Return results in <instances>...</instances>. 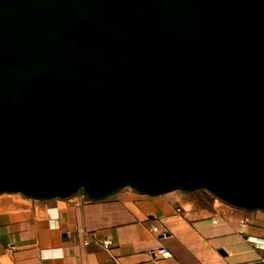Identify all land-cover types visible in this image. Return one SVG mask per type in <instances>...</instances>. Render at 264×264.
<instances>
[{
    "label": "water",
    "instance_id": "water-1",
    "mask_svg": "<svg viewBox=\"0 0 264 264\" xmlns=\"http://www.w3.org/2000/svg\"><path fill=\"white\" fill-rule=\"evenodd\" d=\"M124 187L264 211V0H0V194Z\"/></svg>",
    "mask_w": 264,
    "mask_h": 264
},
{
    "label": "crops",
    "instance_id": "crops-1",
    "mask_svg": "<svg viewBox=\"0 0 264 264\" xmlns=\"http://www.w3.org/2000/svg\"><path fill=\"white\" fill-rule=\"evenodd\" d=\"M202 191L124 187L98 200L1 193L0 264H264V211Z\"/></svg>",
    "mask_w": 264,
    "mask_h": 264
},
{
    "label": "built area",
    "instance_id": "built-area-1",
    "mask_svg": "<svg viewBox=\"0 0 264 264\" xmlns=\"http://www.w3.org/2000/svg\"><path fill=\"white\" fill-rule=\"evenodd\" d=\"M101 244H102L104 247L108 248V247L111 245V241H110V239H108V238H104V239L101 241ZM259 246L264 247V243L260 242V245H259ZM158 252H159L163 257H169V256H170L169 252H168L167 250H165L164 248H159V249H158Z\"/></svg>",
    "mask_w": 264,
    "mask_h": 264
},
{
    "label": "rangeland",
    "instance_id": "rangeland-1",
    "mask_svg": "<svg viewBox=\"0 0 264 264\" xmlns=\"http://www.w3.org/2000/svg\"><path fill=\"white\" fill-rule=\"evenodd\" d=\"M204 192H206V193H204ZM202 193H204L205 195H206V194L209 195V193H208L207 191H205V190H203ZM218 201H219V200H218Z\"/></svg>",
    "mask_w": 264,
    "mask_h": 264
}]
</instances>
